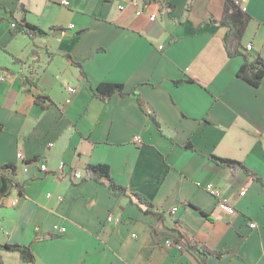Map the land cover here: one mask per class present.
Wrapping results in <instances>:
<instances>
[{"label": "crops", "instance_id": "crops-1", "mask_svg": "<svg viewBox=\"0 0 264 264\" xmlns=\"http://www.w3.org/2000/svg\"><path fill=\"white\" fill-rule=\"evenodd\" d=\"M146 1L137 15L132 4L120 10L122 0H0V188L2 173L22 188L0 203V244H30L37 264H201L167 242L181 231L225 250L209 264H264V78L255 87L237 77L244 57L228 54V28L211 23L223 17L225 0ZM235 1L250 15L241 49L264 57V0ZM22 20L63 30L32 38ZM229 45L239 46L235 36ZM28 76L37 84L26 86ZM187 78L195 82H175ZM101 82L137 88L162 131L136 95L96 97L92 87ZM68 85L77 92L65 103ZM189 140L196 150L182 146ZM210 154L241 161L259 178ZM97 163L163 214L75 178ZM221 200L236 212L221 209ZM0 257L32 264L18 251L2 249Z\"/></svg>", "mask_w": 264, "mask_h": 264}, {"label": "trees", "instance_id": "trees-1", "mask_svg": "<svg viewBox=\"0 0 264 264\" xmlns=\"http://www.w3.org/2000/svg\"><path fill=\"white\" fill-rule=\"evenodd\" d=\"M162 5L165 6L163 2ZM250 15L242 9L235 0H225V7H224V15L220 19L212 20L211 23L214 25H218L219 27H227L228 30L224 37L225 46L228 50V54L236 55L241 54L244 57V62L241 65L240 69L237 72V77L247 81L251 85L258 87L263 78H264V57L260 54H252L250 52H244L241 48L243 47L241 43V39L244 36L246 26L248 23ZM21 30L26 32L30 37L35 38L36 36L40 35H47L49 33H57L59 30H63L61 27H51L49 31L43 30L37 25L29 23L25 20L21 22ZM233 35L238 41L239 46L235 49H230V36ZM35 52V50H34ZM70 61L77 66L81 67V63L75 61V59L71 55H67ZM81 72L84 76L87 74L81 69ZM195 82L193 78L187 79H179L175 80L176 83L181 82ZM23 83L28 86L32 87L33 85L37 84V81L32 77H25L23 79ZM93 93L96 97L107 101L111 98L114 94L118 93L120 95H127V94H134L137 96L140 104L148 112V114L152 117L155 125L157 128L162 131V125L158 119L157 114L150 109L148 102L143 98V96L138 92L137 88L126 90L125 85L123 83L117 82H101L98 85L92 87ZM47 97L42 95H36L35 101L36 103L40 104L42 107L46 108L50 105L47 102ZM2 129V125L0 124V130ZM183 147L187 149L196 150L194 144L189 140L185 142ZM209 158L221 165L223 167H229L232 172L243 171L248 175H251L253 178L258 179V175L249 169L244 163L238 161L236 159L228 158V157H221L215 154H210ZM6 169H10L11 172L15 173L16 168L13 165H5ZM3 177V185L0 188V203L3 199L7 198L11 190L14 187L19 188V192L22 193V188L19 186V183L15 182L11 177H9L6 173H2ZM84 180L93 179L98 182H102L108 186L111 193L114 195H126L129 196L132 200H134L140 207L144 208L145 212L152 213L156 216H161L163 213L157 211V205L151 202L147 197L143 194L133 191L129 189L127 186H124L118 183L111 174V167L107 163H97V164H88L86 166V173L83 177ZM196 208V207H195ZM198 209V208H197ZM200 213L204 216H209L204 211L198 209ZM55 234H51L54 236ZM172 244L179 246L182 250H186L191 252L195 255L201 264H209V257H221L225 250L222 249H212L204 243L194 242L185 237V235L179 231V235L174 237L171 240ZM6 249L10 251H18L22 257V259L26 262L37 264L36 255L32 250L30 244H21V243H1L0 250ZM1 258V257H0Z\"/></svg>", "mask_w": 264, "mask_h": 264}, {"label": "built area", "instance_id": "built-area-1", "mask_svg": "<svg viewBox=\"0 0 264 264\" xmlns=\"http://www.w3.org/2000/svg\"><path fill=\"white\" fill-rule=\"evenodd\" d=\"M128 4H132V5L135 7V14L140 15V14H142V13L145 12L144 10H145V8L148 6V1H146V0H122V2L118 5V8H119L120 10L126 9V7H127ZM157 18H158V16H157L156 13H154V12H153V13H149V19H150L151 21L157 20ZM17 25H18V24H17L15 21L11 22V26H12V27H17ZM246 49H247L248 51L252 50V49H253L252 44H248V45L246 46ZM5 78H6V75H4V74H0V81L5 80ZM66 92H67V97H66V99H65V103H70V102L72 101V99H73V96H74L75 93L77 92V89H76V87L73 86V85H68V86L66 87ZM136 138H138V137H136ZM17 155H18L19 158H22V157H23V153H22L21 151L18 152ZM37 161H39V160H37ZM39 162H40L39 165H40V167H41V169H42L43 171L48 170L47 164H46L45 162H41V161H39ZM64 166H65V162H61L60 165H59V169H60V171H63V170H64ZM9 171H10V169H9ZM74 176H75L76 179H80V178H83L84 174H83L82 172H80V171H76V172L74 173ZM208 188H212L211 185H209ZM244 193H245V191H241V192H240L241 195H243ZM3 201H4V199H3ZM3 201H2V202H3ZM17 203H18V198H15V199L11 200V204H12L13 206L17 205ZM218 206H219L221 209L227 211L228 213L234 214V213L236 212L235 207H233L231 204H229V203L226 202V201H223V200L219 201V202H218ZM178 209H179L178 205H175V206H173V207L170 209V213H171V214H175V213L178 211ZM112 220H115V219H114L113 216L111 215V216L109 217V221H112ZM249 225H250V227H252V228L257 227V223L254 222V221L250 222ZM60 231H61V232L65 231V228H64V227H61V228H60ZM167 242L170 243L171 241H170V240H167Z\"/></svg>", "mask_w": 264, "mask_h": 264}]
</instances>
